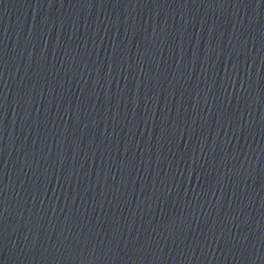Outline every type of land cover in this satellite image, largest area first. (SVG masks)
Returning <instances> with one entry per match:
<instances>
[{"label":"water","instance_id":"obj_1","mask_svg":"<svg viewBox=\"0 0 264 264\" xmlns=\"http://www.w3.org/2000/svg\"><path fill=\"white\" fill-rule=\"evenodd\" d=\"M0 264H264V0H0Z\"/></svg>","mask_w":264,"mask_h":264}]
</instances>
